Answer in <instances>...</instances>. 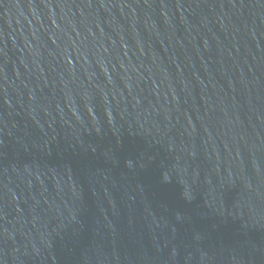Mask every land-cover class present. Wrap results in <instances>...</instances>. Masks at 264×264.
<instances>
[{
  "label": "water",
  "instance_id": "95a60500",
  "mask_svg": "<svg viewBox=\"0 0 264 264\" xmlns=\"http://www.w3.org/2000/svg\"><path fill=\"white\" fill-rule=\"evenodd\" d=\"M0 264H264V0H0Z\"/></svg>",
  "mask_w": 264,
  "mask_h": 264
}]
</instances>
